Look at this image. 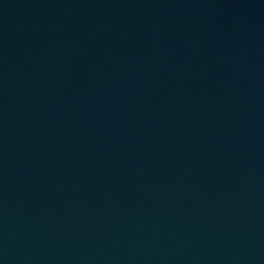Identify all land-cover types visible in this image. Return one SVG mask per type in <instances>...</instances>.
<instances>
[{"label": "water", "instance_id": "obj_1", "mask_svg": "<svg viewBox=\"0 0 264 264\" xmlns=\"http://www.w3.org/2000/svg\"><path fill=\"white\" fill-rule=\"evenodd\" d=\"M0 264H264V0H0Z\"/></svg>", "mask_w": 264, "mask_h": 264}]
</instances>
